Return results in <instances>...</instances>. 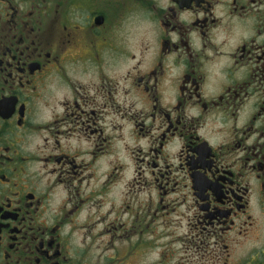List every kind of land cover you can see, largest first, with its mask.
Instances as JSON below:
<instances>
[{"label": "flooded vegetation", "instance_id": "1", "mask_svg": "<svg viewBox=\"0 0 264 264\" xmlns=\"http://www.w3.org/2000/svg\"><path fill=\"white\" fill-rule=\"evenodd\" d=\"M0 264H264V0H0Z\"/></svg>", "mask_w": 264, "mask_h": 264}, {"label": "clouds", "instance_id": "2", "mask_svg": "<svg viewBox=\"0 0 264 264\" xmlns=\"http://www.w3.org/2000/svg\"><path fill=\"white\" fill-rule=\"evenodd\" d=\"M216 14L218 16H221V15H224V11L221 9V8H217L216 10ZM188 15V14H186ZM235 23V22H234ZM236 35L238 36L240 33H239V29L238 28H235L234 29ZM193 37H194V40L196 41L194 46L195 47H199V41H198V38L195 36V34H193ZM173 39H175V37H173ZM209 55H211V53H209ZM169 59L171 60L172 58L169 57ZM230 64L231 62L228 61L226 58L225 59H222L220 61H218L214 66H210L211 69H212V75L209 76V82L205 85V88H204V94L207 96L209 95V92L212 90L213 88V84L216 83L217 81V78H219V72H218V69L220 67H222L224 64ZM217 91L219 90L218 88L216 89ZM191 111V110H190Z\"/></svg>", "mask_w": 264, "mask_h": 264}]
</instances>
